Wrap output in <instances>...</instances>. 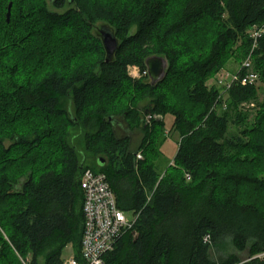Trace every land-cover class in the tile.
Listing matches in <instances>:
<instances>
[{
  "label": "trees",
  "instance_id": "trees-1",
  "mask_svg": "<svg viewBox=\"0 0 264 264\" xmlns=\"http://www.w3.org/2000/svg\"><path fill=\"white\" fill-rule=\"evenodd\" d=\"M119 2L0 0V264H62L70 244L81 258L86 169L136 217L104 264H264V96L247 67L226 98L208 85L249 54L264 84V0ZM99 21L120 42L110 62ZM152 56L163 80L129 76ZM254 102L246 140L229 137L248 117L232 111ZM167 114L180 141L162 170ZM228 245L247 258L212 257Z\"/></svg>",
  "mask_w": 264,
  "mask_h": 264
},
{
  "label": "built area",
  "instance_id": "built-area-1",
  "mask_svg": "<svg viewBox=\"0 0 264 264\" xmlns=\"http://www.w3.org/2000/svg\"><path fill=\"white\" fill-rule=\"evenodd\" d=\"M260 31L254 32L258 36ZM244 67L251 66L248 58ZM130 75L134 78L149 77L148 69L141 71L138 66H129ZM225 88L237 79V74H229ZM258 74L247 73L241 78L243 84L256 83ZM222 83V81H220ZM151 116H148L150 119ZM141 158V155H138ZM81 188L84 192V230L81 243V258L75 255L63 258L62 264H104L107 253L114 250L120 237L131 230L136 217L128 216L117 205L116 195L103 173L86 169L81 176Z\"/></svg>",
  "mask_w": 264,
  "mask_h": 264
},
{
  "label": "rangeland",
  "instance_id": "rangeland-1",
  "mask_svg": "<svg viewBox=\"0 0 264 264\" xmlns=\"http://www.w3.org/2000/svg\"><path fill=\"white\" fill-rule=\"evenodd\" d=\"M116 3L119 2V0H114ZM121 2V1H120ZM119 2V3H120ZM122 3V2H121ZM67 6L65 8H62V9H56L52 6V4H50L49 2V6L52 10H56L60 13H63L65 12L68 8H70V5L68 3H66ZM106 25L104 23V21H99L96 25H95V29H94V33L95 34H100V29L102 28V26ZM254 28H252L250 30V32H253ZM249 32V33H250ZM251 55H247V57H243L242 59H237V58H231L230 60H228V64L226 65V67L224 69H222L218 74H216V76L212 77L211 79H209L208 81V85L209 86H214L216 88H218L221 93H222V97L226 98L227 94V88H225V81L226 80H229L230 77H228L229 74H236L240 71V69L242 67H244V63L245 61L250 58ZM251 59V66L248 67V73L250 72H256V70L254 69V66H253V60L252 58ZM129 70V68H128ZM258 73V72H256ZM128 74L129 76L132 77V75H130V72L128 71ZM134 78V77H132ZM134 79H138V78H134ZM141 79V78H139ZM150 80V79H149ZM220 81H222V83H220ZM257 84V87L259 89V93L261 95V98L264 96V84L261 80V77L258 73V79L256 81ZM226 104L225 106H222L221 108L218 109V111L220 113H222L225 109H226ZM257 109V103L254 102V103H248L244 106H240V108H237L235 110L232 111V114L231 115H235L236 112L238 111H242L244 114H246L248 117H247V122H245L244 124H231L230 125V129H229V137H243L245 140H246V137L243 135V129L244 127H249L251 126V124H253V116L255 115V110ZM167 115H171L173 116L172 114H167ZM165 115V116H167ZM165 121V120H164ZM126 128V127H125ZM84 131V130H83ZM176 130L173 129V127L171 129H165V140L166 141L167 139H175L177 138L178 136V132H177V135L176 133H174ZM126 133L128 132L127 129L125 131ZM125 132H122L121 130L119 131V134H125ZM73 135H74V143H76V145H78L79 149H81L82 151L85 150V145H84V133L82 131H80V129H75L73 130ZM132 138H133V149H136L141 141V138H142V132L141 131H134V133L132 134ZM261 138V137H260ZM261 140V139H260ZM259 140V141H260ZM264 140V138L262 139ZM261 142V141H260ZM162 148V146H161ZM89 159V161L87 163H92V155L88 153L87 155ZM161 161H165L164 163H162L161 167H162V170H164L168 164H172L173 163V160L172 161H168L166 160V158L164 157L163 160ZM127 214V213H126ZM128 216H130L129 214H127ZM221 253H217L216 250H212L211 251V255L213 258L215 259H218L219 255L222 254V255H229V254H237L239 257L243 258V259H246L247 258V255L248 253L245 252V253H240L238 252L237 250H235V248L232 246V245H228L224 250H220ZM76 253V248L73 246V245H68L67 248L65 249L64 251V255H63V258H67V257H70V256H73L75 255Z\"/></svg>",
  "mask_w": 264,
  "mask_h": 264
},
{
  "label": "water",
  "instance_id": "water-1",
  "mask_svg": "<svg viewBox=\"0 0 264 264\" xmlns=\"http://www.w3.org/2000/svg\"><path fill=\"white\" fill-rule=\"evenodd\" d=\"M12 3L8 5V10L6 14L7 21L10 20ZM100 36L103 42L104 49L106 51V61L110 62L116 52L119 49V39L116 37L115 33L108 27L102 26L100 29ZM146 66L149 73V79L152 85H156L158 82L163 80L167 74L168 62L163 56H152L146 60ZM104 162V160H102ZM82 168V166H81Z\"/></svg>",
  "mask_w": 264,
  "mask_h": 264
},
{
  "label": "crops",
  "instance_id": "crops-1",
  "mask_svg": "<svg viewBox=\"0 0 264 264\" xmlns=\"http://www.w3.org/2000/svg\"><path fill=\"white\" fill-rule=\"evenodd\" d=\"M165 123H166V128L171 129L173 127L174 129V116L167 115L164 117ZM174 133L177 132L175 131ZM178 137L175 139H167L164 141L162 144L161 151L163 153V156L166 158L168 161H172L176 155L177 149H178V143L180 141V135H177ZM71 245V244H70Z\"/></svg>",
  "mask_w": 264,
  "mask_h": 264
},
{
  "label": "flooded vegetation",
  "instance_id": "flooded-vegetation-1",
  "mask_svg": "<svg viewBox=\"0 0 264 264\" xmlns=\"http://www.w3.org/2000/svg\"><path fill=\"white\" fill-rule=\"evenodd\" d=\"M120 130L122 131V132H125L126 131V128L124 127V128H121L120 127ZM126 133V132H125ZM123 134V133H122Z\"/></svg>",
  "mask_w": 264,
  "mask_h": 264
}]
</instances>
